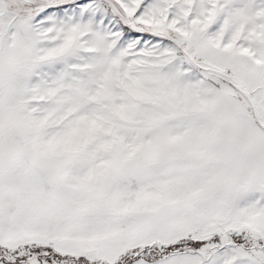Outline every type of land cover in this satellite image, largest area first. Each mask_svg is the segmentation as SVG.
<instances>
[{
    "label": "snow or ice",
    "instance_id": "6c2138e0",
    "mask_svg": "<svg viewBox=\"0 0 264 264\" xmlns=\"http://www.w3.org/2000/svg\"><path fill=\"white\" fill-rule=\"evenodd\" d=\"M0 264H264V0H0Z\"/></svg>",
    "mask_w": 264,
    "mask_h": 264
}]
</instances>
